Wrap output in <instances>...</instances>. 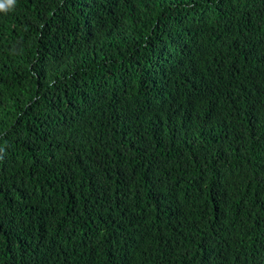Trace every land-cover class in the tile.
Returning a JSON list of instances; mask_svg holds the SVG:
<instances>
[{
	"label": "trees",
	"instance_id": "trees-1",
	"mask_svg": "<svg viewBox=\"0 0 264 264\" xmlns=\"http://www.w3.org/2000/svg\"><path fill=\"white\" fill-rule=\"evenodd\" d=\"M0 264H264V0H0Z\"/></svg>",
	"mask_w": 264,
	"mask_h": 264
}]
</instances>
